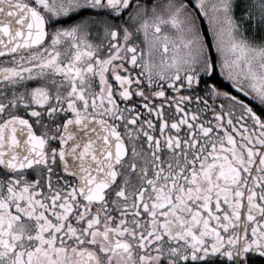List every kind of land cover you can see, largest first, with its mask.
I'll return each mask as SVG.
<instances>
[{
    "label": "snow or ice",
    "instance_id": "6c2138e0",
    "mask_svg": "<svg viewBox=\"0 0 264 264\" xmlns=\"http://www.w3.org/2000/svg\"><path fill=\"white\" fill-rule=\"evenodd\" d=\"M0 264H264V0H0Z\"/></svg>",
    "mask_w": 264,
    "mask_h": 264
}]
</instances>
